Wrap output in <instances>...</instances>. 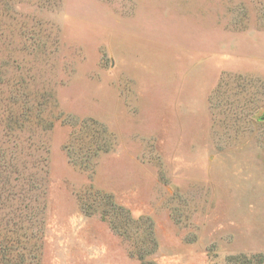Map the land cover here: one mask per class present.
<instances>
[{
  "label": "rangeland",
  "instance_id": "obj_1",
  "mask_svg": "<svg viewBox=\"0 0 264 264\" xmlns=\"http://www.w3.org/2000/svg\"><path fill=\"white\" fill-rule=\"evenodd\" d=\"M1 150L0 264H264V0H0Z\"/></svg>",
  "mask_w": 264,
  "mask_h": 264
},
{
  "label": "trees",
  "instance_id": "obj_2",
  "mask_svg": "<svg viewBox=\"0 0 264 264\" xmlns=\"http://www.w3.org/2000/svg\"><path fill=\"white\" fill-rule=\"evenodd\" d=\"M10 117H11V120H10ZM10 117H8L9 122L7 123L6 134H4L5 136H8V133L10 135L12 133V131H14V130H18L21 127V124L20 123H22V120H23V119L21 120V119L15 117L13 115H11ZM103 133H105V131H100V134H103ZM101 149H103V148H101ZM38 150H41V149H38ZM7 155H8V153H6L5 151H3V150L0 151V156L1 157L7 156ZM10 156L11 155H9V158L6 159V160H4L3 161V164L0 165V175L2 176V174H6V173H8V174L15 173L14 175L20 176L19 168L17 167L16 164H14V163L11 162L12 159L10 158ZM41 160L42 159H40L39 161L37 160L36 161V166H34V168H38L39 167L38 174H40L41 172H44L43 167H40L39 164H38V163L45 164V161L43 162V160L42 161ZM34 168L32 166L31 169H29V171H27L28 174H29V186H30L29 190H33V189L36 190V189L39 188V186L41 184V182L39 180L38 181V184H39L38 187L33 185V183L35 181L34 178H33V177H35V174H34V171H33ZM6 178H7V176H6ZM6 180H7V183H8V190H7V192H8L9 190H11V189L14 188V186L11 185L12 181L16 182L18 179H13L12 181H9L8 178H7ZM11 195H12V193H11ZM106 203L112 204L111 207L115 208L113 202H110L109 201V197H106Z\"/></svg>",
  "mask_w": 264,
  "mask_h": 264
}]
</instances>
